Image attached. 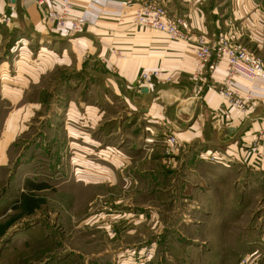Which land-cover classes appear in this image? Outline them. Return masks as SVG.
Wrapping results in <instances>:
<instances>
[{
	"label": "rangeland",
	"instance_id": "rangeland-1",
	"mask_svg": "<svg viewBox=\"0 0 264 264\" xmlns=\"http://www.w3.org/2000/svg\"><path fill=\"white\" fill-rule=\"evenodd\" d=\"M5 35L0 142L13 143L0 152V264H264V177L181 170L178 142L168 139H142L134 156L131 143L110 135L122 120L98 129L93 137L100 145L92 142L81 158L74 147L92 146L80 138L74 144L72 118L78 112L82 123L85 115L72 106L89 99L85 88L93 79L84 66L60 62L66 43L55 35L48 42L19 31ZM22 85L28 93H15ZM108 98L116 103L115 95ZM117 109L109 104L108 117ZM156 149L162 154L154 173L148 167ZM208 153L201 156L216 163ZM195 162L192 169L201 167ZM209 187L220 198L221 206L208 207L215 216L190 218L189 210L201 208L188 199Z\"/></svg>",
	"mask_w": 264,
	"mask_h": 264
},
{
	"label": "crops",
	"instance_id": "crops-1",
	"mask_svg": "<svg viewBox=\"0 0 264 264\" xmlns=\"http://www.w3.org/2000/svg\"><path fill=\"white\" fill-rule=\"evenodd\" d=\"M36 1L1 0L0 47L7 42V32L19 31L43 42H48L53 34L58 38L56 43H66L58 58L60 62L75 63L79 71L84 66V76L93 81L85 88L90 93L89 99L72 106L75 110L80 106L85 115L82 123L81 118L77 119L78 112L72 118V139L75 145L80 138L92 147L79 151L76 145L74 153H83L81 158H84L88 150H93L96 141L93 134L106 128L112 120H122V125L118 124V129H113L110 135H119L131 143L134 156L140 154L142 139L160 144L175 136L180 147L181 170H239L241 176L244 170H250L263 179L264 83L234 79L230 88L237 92L234 100L243 104V109H239L220 94L226 79V60L216 59V69L203 77L196 76L194 64V40L198 37L206 38L216 49L221 37L242 41L264 63L262 0L260 3L251 0H73L70 18L86 20L74 36L49 29ZM43 1L45 9L58 10L62 0ZM149 2L163 6L172 18H184L188 39L172 40L158 31L134 26L130 12ZM11 5L14 11H10ZM154 71H161L162 75L140 81L143 74ZM168 78L171 80L167 81ZM28 89V85H22L20 90H14L24 94ZM10 91L6 93L12 94ZM79 91L81 87L74 93ZM94 94L98 98L94 99ZM108 94L115 95L118 101L110 102ZM109 104L118 109L117 114L108 117ZM133 120L135 124L130 126ZM105 134L108 132L104 131ZM7 140L0 142L1 153L13 143V138ZM157 151L151 150L148 167L154 173L159 170L157 163L162 154L161 150ZM206 152L215 156L216 163L207 162L205 155L201 156ZM193 162L196 166L201 163V167L192 169ZM94 169L91 166L88 170ZM203 190L206 193L201 198L188 199L201 208L189 210L186 215L190 218L214 217L215 211L211 212L208 207L221 206L220 198H215V188Z\"/></svg>",
	"mask_w": 264,
	"mask_h": 264
},
{
	"label": "built area",
	"instance_id": "built-area-1",
	"mask_svg": "<svg viewBox=\"0 0 264 264\" xmlns=\"http://www.w3.org/2000/svg\"><path fill=\"white\" fill-rule=\"evenodd\" d=\"M36 4L42 9L44 23L51 30L65 33L67 36H73L79 33L85 25V19L70 18L74 5L73 0H62L58 10L45 9L43 0L36 1ZM10 9L14 11L15 7L11 5ZM130 13L134 26L138 28L158 31L172 40L188 39L184 31L185 19L182 17H170L167 10L156 2L142 4ZM218 43L219 46L216 49L204 37H198L194 40L196 76L203 77L206 72H213L217 66L216 59L224 58L227 66L226 79L220 94L226 100L233 102L239 109H243V104L234 100L237 92L231 90L230 84H233L234 79L238 77L251 82L264 83V63L242 42L221 37ZM161 75V71H154L152 74L145 73L140 77V81H148L153 77L159 78ZM170 80L169 78L167 79V81ZM168 142L177 145L175 137L168 139Z\"/></svg>",
	"mask_w": 264,
	"mask_h": 264
},
{
	"label": "water",
	"instance_id": "water-1",
	"mask_svg": "<svg viewBox=\"0 0 264 264\" xmlns=\"http://www.w3.org/2000/svg\"><path fill=\"white\" fill-rule=\"evenodd\" d=\"M144 91L146 92L147 90H146V89H144Z\"/></svg>",
	"mask_w": 264,
	"mask_h": 264
}]
</instances>
